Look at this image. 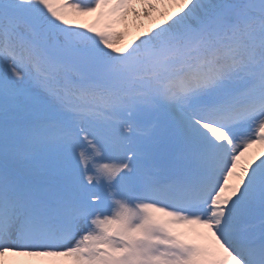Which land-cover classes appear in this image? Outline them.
Wrapping results in <instances>:
<instances>
[{
	"label": "snow or ice",
	"instance_id": "6c2138e0",
	"mask_svg": "<svg viewBox=\"0 0 264 264\" xmlns=\"http://www.w3.org/2000/svg\"><path fill=\"white\" fill-rule=\"evenodd\" d=\"M0 264H264V0H0Z\"/></svg>",
	"mask_w": 264,
	"mask_h": 264
}]
</instances>
